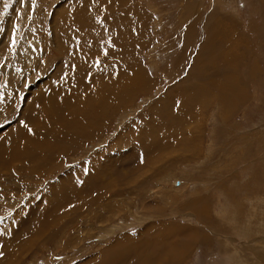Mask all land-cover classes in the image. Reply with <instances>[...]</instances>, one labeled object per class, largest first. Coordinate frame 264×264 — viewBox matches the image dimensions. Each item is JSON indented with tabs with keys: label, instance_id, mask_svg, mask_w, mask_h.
<instances>
[{
	"label": "rangeland",
	"instance_id": "rangeland-1",
	"mask_svg": "<svg viewBox=\"0 0 264 264\" xmlns=\"http://www.w3.org/2000/svg\"><path fill=\"white\" fill-rule=\"evenodd\" d=\"M73 1L0 0V264H264V0ZM86 3L78 86L52 25ZM206 35L198 72L240 95L157 119Z\"/></svg>",
	"mask_w": 264,
	"mask_h": 264
},
{
	"label": "bare ground",
	"instance_id": "bare-ground-1",
	"mask_svg": "<svg viewBox=\"0 0 264 264\" xmlns=\"http://www.w3.org/2000/svg\"><path fill=\"white\" fill-rule=\"evenodd\" d=\"M99 1V0H98ZM78 2H80V0H74L73 1V4H77ZM116 7H117V5H116ZM87 8H89V6H88V4L86 3V5H84L83 7H81V8H79L78 9V11L77 12H79V14L77 15V17L74 19V21L69 25V26H67L66 28H57V29H55V26L54 25H52V29H53V27H54V31L57 33L58 32V34L60 33V34H65V35H61L59 38H57V42H56V46H58L59 45V41H60V45H59V47H60V49H61V51H62V53H61V57L59 58V61H60V63L61 62H63L64 61V59L67 57V60L68 59H70V61H71V63L74 65V67L75 68H77L78 69V71H79V73L77 74V73H75L74 71H71V79L72 80H74V83H75V85H78V86H80L81 85V83H80V79H79V77H81V74H82V71H80L79 69H81V60H80V58H79V54L77 55L76 53H75V49H78V46H79V41H81L83 38H89L91 35H85V33H86V30H85V21H86V19L84 18V15L83 14H87V16H88V18H90V13H88V12H86V9ZM118 8V7H117ZM83 11V12H82ZM130 13V12H129ZM96 14V12L93 14V15H95ZM92 18H94V17H92ZM126 18L124 17V16H118L116 19H113L114 21H116L117 20V22H118V27L119 28H121L122 26H124V27H128V28H126V30H123V31H120V37H119V35H117V30H115L114 28H112V30L110 31V32H108V31H104V32H102L101 34H103V35H108L107 36V38H106V41L108 40V41H113V42H117V41H121V36L122 35H125V36H127L129 39H130V36L133 34V31H132V27H130V21L128 20L127 22H124V20H125ZM125 24H128L129 26H125ZM63 25H64V23H63ZM112 26H113V24H112ZM115 27V26H114ZM75 29H77V32L75 31ZM115 32V34L114 35H117V37L114 39H111L110 38V35H112V33H114ZM99 36V38H101V35H98ZM216 36V35H215ZM215 36H213V37H207V35H206V39H205V42L203 43V46L200 48V50L198 51V56L196 57V59H195V61L193 62V65H192V70H191V72L187 75V79L186 80H184V81H182L181 82V84L180 85H178L177 84V86H175L173 89H172V91L170 92V93H168L169 95H168V98H166L165 99V101L161 104V108H155V111H156V113H158V115L162 112V114H161V116L159 117L158 115V117H157V119H159V120H166V121H172L173 119H174V117H172L173 115H172V113L170 114V112H171V108H169L170 107V105H172V104H176V106H178L177 108H178V111L179 110H187L188 108L190 109V111H191V109L193 108V107H195V105H196V103L199 101L200 102V100L203 98L201 95H194L193 94V92H195V91H197V90H201L202 92H204V94L207 96V93H208V89H207V87L208 86H211V87H213V86H217V90L219 91V93H221L220 95H217V94H215L214 96H211L210 95V99L211 98H214L215 96V99H216V101H217V103H220V104H218L219 106H221V105H223L221 108L222 109H224L225 110V112L228 110V105L231 103V102H234L233 100H234V98H235V100H237V96L238 95H240V91L238 92L237 91V89H236V86H235V83H234V81H233V83H232V85H230V84H228V82H229V79H227V80H223V81H221V82H223V83H225L223 86L221 85V84H218V83H212V82H210L209 81V77H207L208 75H210V77L211 76H213L212 74H210V73H207V72H204L202 69H199L200 70V72H198V68H200V67H198L199 65H198V62H199V59H200V56H203V55H208L209 54V52L211 51H214V46H215V42H214V37ZM127 37H126V39H127ZM125 39V38H124ZM125 39V40H126ZM129 39H128V41H129ZM131 41V40H130ZM209 41H211V42H209ZM125 42H127V40L125 41ZM128 43V42H127ZM126 43V44H127ZM125 44V43H124ZM120 45H121V47H122V44H121V42H120ZM120 47V48H121ZM56 48V47H55ZM119 48V49H120ZM123 48V47H122ZM89 52H91V51H89ZM123 53V52H122ZM121 53V54H122ZM53 55H55L56 56V54H59V52L58 53H55V52H53L52 53ZM51 54V55H52ZM218 55V54H217ZM217 55H215V57L217 58ZM220 58H217V60H221V56L220 55H218ZM91 56H89V60H88V64H90L91 62ZM213 60L211 59V61H210V63L212 62ZM223 63V62H222ZM220 64V63H219ZM79 65V66H78ZM224 67L226 66L224 63L222 64ZM219 67V66H218ZM59 68H61L62 69V71H61V75H60V78L63 80V82H64V84L66 83H68V81L69 80H67L66 81V77H65V69L61 66V64H60V66H59ZM58 68V69H59ZM218 68H215V67H213L212 68V70H217ZM75 70V69H74ZM104 70V69H103ZM225 70H226V67H225ZM77 71V70H76ZM227 71V70H226ZM102 74V73H101ZM208 74V75H207ZM57 75V74H56ZM100 78V77H99ZM102 78V77H101ZM82 79H83V77H82ZM81 79V80H82ZM58 80V79H57ZM61 80V81H62ZM100 80V79H99ZM191 81H193L194 83L191 85V86H189L187 83H189V82H191ZM204 81H205V83H204ZM209 81V82H208ZM117 82V81H116ZM130 82H131V80H130ZM128 84H129V82H128ZM198 84V86H196ZM131 86H132V84H131ZM119 87V86H118ZM197 87V88H196ZM65 88V86L63 85V87H62V89H64ZM114 88V87H113ZM122 88V87H121ZM196 88V89H195ZM123 91V90H122ZM121 91V92H122ZM55 94H57V93H55ZM190 94H192L191 95V97L189 96ZM57 98V97H56ZM36 100V99H35ZM41 100V99H40ZM208 100V99H207ZM230 100V102L229 103H227L228 101ZM37 101H39V100H37ZM183 101H189V104H185V103H181V102H183ZM42 102V101H41ZM48 102V101H47ZM198 102V103H199ZM210 102V104L212 103L211 101H209ZM35 104V103H34ZM52 104V103H51ZM56 104V103H55ZM206 104V103H205ZM232 104V103H231ZM209 105V104H208ZM207 105V106H208ZM34 107L35 106H33V108H32V111H34V112H37V111H35L34 110ZM39 107V106H38ZM200 107H201V105H200ZM45 108V107H44ZM60 108H62V107H60ZM64 108V107H63ZM173 108V107H172ZM220 108V109H221ZM200 109V108H199ZM40 110V109H39ZM45 109H43V111H44ZM45 112V111H44ZM192 112V111H191ZM175 113V112H174ZM168 115V116H167ZM179 115V114H178ZM178 115L176 116V118L178 117ZM181 115V114H180ZM183 115V114H182ZM47 117H48V115H46ZM49 116H50V114H49ZM59 116V115H58ZM51 117V116H50ZM24 118V117H23ZM58 119L59 118H61L60 120H62V117H57ZM33 119V117H29L28 115L27 116H25V118H24V120H23V122L24 123H26L27 124V122L28 121H31ZM36 119V118H35ZM34 119V120H35ZM38 119V118H37ZM51 119H53V118H51ZM155 119V122L152 124V129H151V131H150V133H152V135H150L149 136V138L148 139H150V140H152V139H154V142H152L151 144H152V146L154 147V146H156V145H158V144H160V141H162V140H164V139H167V138H169V137H173L174 135H175V132H170V134H168L167 136H162L161 138H159L158 137V135L159 134H157L156 133V131H158L159 129H160V127L159 126H157L156 125V118H154ZM179 119H181V118H179ZM47 120H50V118L49 119H47ZM33 121V120H32ZM52 121V120H51ZM51 121H49V122H51ZM56 121V120H55ZM86 121V120H85ZM39 122V121H38ZM182 122V120L180 121V123ZM31 123V122H30ZM166 123V122H165ZM180 123H178L177 125L178 126H180ZM50 125V124H49ZM53 125V123L51 124V126ZM58 125V124H57ZM72 125V124H71ZM74 125V124H73ZM77 125H78V123H77ZM83 125H84V123H83ZM83 125L82 126H79V127H83ZM78 127V128H79ZM176 127V126H175ZM51 129H52V127H50ZM64 128V127H63ZM177 128V127H176ZM55 129V128H54ZM57 130V129H56ZM73 130V129H72ZM78 131V130H77ZM171 131H172V129H171ZM52 132V131H51ZM180 132V131H179ZM21 133H22V131H21ZM25 133V132H24ZM67 133V132H66ZM79 133V132H78ZM71 134V133H70ZM26 135V134H25ZM69 135V134H68ZM68 135H67V137H68ZM72 135H77V133L74 131V133H72ZM181 135V134H180ZM60 137V136H59ZM62 137V136H61ZM72 139V138H71ZM164 142H166V140H164ZM55 143V142H54ZM1 144V143H0ZM33 144V143H32ZM163 144H165V143H163ZM31 146H33V145H31ZM39 146V145H38ZM37 146V147H38ZM41 146V145H40ZM4 148H5V146H4ZM44 148V147H43ZM4 150V149H3ZM39 150H40V147H39ZM3 152V151H2ZM36 153H37V151H36ZM134 153V152H133ZM35 155V154H34ZM136 157V156H135ZM99 168V167H98ZM97 171H99V170H97ZM103 187V186H102ZM106 191V190H105ZM71 194H74L73 193V191H72V193ZM90 200V198L89 197H87L86 198V201H89ZM62 202H63V200H62ZM61 202V203H62ZM59 203H60V201H59ZM60 205V204H59ZM62 205V204H61ZM64 205V204H63ZM192 205V204H191ZM191 209V208H190ZM32 215V214H31ZM40 218V216L38 217V216H32V225H31V228L30 229H32V228H36V226L38 225V223L40 224L41 223V225H39L38 227H40V226H42L43 225V222H44V219H42V220H40L39 219ZM40 230V229H39ZM38 230V231H39ZM37 231V232H38ZM36 232V231H35ZM151 235V234H150ZM127 252V251H126ZM127 257V256H126Z\"/></svg>",
	"mask_w": 264,
	"mask_h": 264
},
{
	"label": "snow or ice",
	"instance_id": "snow-or-ice-1",
	"mask_svg": "<svg viewBox=\"0 0 264 264\" xmlns=\"http://www.w3.org/2000/svg\"><path fill=\"white\" fill-rule=\"evenodd\" d=\"M13 43H15V41H13Z\"/></svg>",
	"mask_w": 264,
	"mask_h": 264
}]
</instances>
